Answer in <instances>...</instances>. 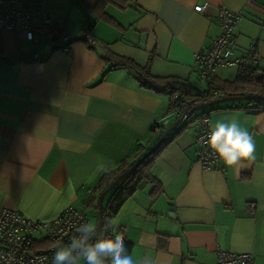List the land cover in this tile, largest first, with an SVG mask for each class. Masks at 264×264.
Here are the masks:
<instances>
[{"label":"crops","instance_id":"obj_1","mask_svg":"<svg viewBox=\"0 0 264 264\" xmlns=\"http://www.w3.org/2000/svg\"><path fill=\"white\" fill-rule=\"evenodd\" d=\"M98 0H27L32 21L42 8L51 25L73 37L87 30L95 43L25 38L22 27L0 40V211L32 220L56 218L66 208L97 212L101 166L113 170L139 147L148 149L179 116L169 113L168 93L143 89L126 68H111L107 51L177 77L204 91L208 80L192 67L219 33L217 8L241 10L234 27L238 53L254 46L264 71V0H133L104 12L116 25L96 20ZM203 5L198 11L194 7ZM34 58L35 61H31ZM218 69L213 77L233 80ZM212 79V80H213ZM203 81L206 87H202ZM256 104L221 103L205 110L210 121L236 117L255 141V158L222 161L205 170L197 162L193 122L156 155L148 182L125 200L117 231L133 246L134 264H215L218 250L251 253L264 264V110ZM88 189H94L91 195ZM108 195L104 197L106 201ZM87 212V213H86ZM88 216V215H87Z\"/></svg>","mask_w":264,"mask_h":264},{"label":"built area","instance_id":"obj_2","mask_svg":"<svg viewBox=\"0 0 264 264\" xmlns=\"http://www.w3.org/2000/svg\"><path fill=\"white\" fill-rule=\"evenodd\" d=\"M26 3L27 0H0V40L4 30L19 26L25 30V38L28 41L37 43L39 36L55 39L58 41V48L67 51L72 44L73 36L63 29L52 26L50 16L42 8L39 9L36 20L32 21ZM194 9L200 11L203 5H196ZM241 15V10L233 11L224 6L218 7V35L211 40L207 49L197 51L193 55L192 67L201 77L208 80L209 85H212V79L218 69L239 68L259 63L260 58L254 46L242 53L237 52L233 30ZM81 37L90 44L94 43L87 30L81 32ZM208 92L213 95L219 93L214 89H209ZM174 98L176 100L174 112L177 115L186 113L192 106L190 101L177 94ZM198 117L199 128L195 135L197 162L205 170L213 169L221 160L210 148L202 144V138L207 136L211 121L205 111H200ZM87 192L92 195L94 189H88ZM107 218L110 217L104 218L103 227ZM83 221H89L85 212L73 208L64 209L56 218L50 220H32L16 210H1L0 264H33L34 257H39V264H52L57 242L67 243L76 235V228ZM111 231L103 230L100 235L105 237ZM215 264L255 262L251 253L218 250Z\"/></svg>","mask_w":264,"mask_h":264},{"label":"trees","instance_id":"obj_3","mask_svg":"<svg viewBox=\"0 0 264 264\" xmlns=\"http://www.w3.org/2000/svg\"><path fill=\"white\" fill-rule=\"evenodd\" d=\"M132 1L133 0H98L96 6L92 8V11L96 20L103 21L110 25H116V22L104 12L105 7L109 4H112L119 9H126ZM76 41L88 43L83 37H81V34L78 37H73L71 42L74 43ZM88 44L92 45L90 43ZM152 57L153 56L151 54L148 62L145 65H140L129 57L116 55L110 51H107L105 55V59L110 63L111 68H126L130 70L135 75L141 88L153 91L155 93H168L170 95L168 106L169 113L174 111L176 105L174 95L176 94L177 96L190 101L192 105L207 102L220 96L250 94L264 95V71L258 69V64L250 66L243 65L239 67L233 80H220L218 78H214L211 82L212 85H209L208 83V89L199 91L184 79L177 77H157L151 75L150 62ZM31 61H35L34 58H32ZM209 89L217 90L219 93L217 95H213L208 92ZM239 102L241 101H233L229 103L234 104ZM245 103L256 104L252 108V112L254 113L264 110V101L249 100L245 101ZM218 105L211 106V108L219 107ZM189 120L190 118L185 121V124L189 122ZM164 130L165 128L162 127L158 133V136H160ZM180 130L181 128L178 130L176 128L160 144L156 151L150 154L133 172L124 177L112 190L106 194V196L108 195V198L103 203V219L100 225V234L103 231L104 218L107 216L111 218L113 215L117 214L123 206L125 200L131 197L144 184L148 182L154 184L150 191L151 197L157 196L162 191L160 183L153 177L151 173L153 162L156 155L175 135L178 134ZM144 151H146V149H144L143 146L139 147L131 156L122 160L113 170L109 171L108 174L104 173L100 178L98 191L95 196H93L94 199L92 202L98 198V195L101 193V191H103L121 172H123L139 156H141ZM94 206V209L96 210V205ZM113 235L114 233L111 231V233L106 234L105 237L111 238ZM124 243L127 249L126 254L130 255L133 244L126 238H124Z\"/></svg>","mask_w":264,"mask_h":264},{"label":"clouds","instance_id":"obj_4","mask_svg":"<svg viewBox=\"0 0 264 264\" xmlns=\"http://www.w3.org/2000/svg\"><path fill=\"white\" fill-rule=\"evenodd\" d=\"M202 144L229 167L255 158L254 138L234 116L211 122ZM101 171L108 174L110 169L101 166ZM98 227L96 222H81L76 235L67 243L57 242L52 264H134L132 256L126 254L123 235L117 231L118 220L107 218L105 221L103 230L111 229L114 233L111 238L101 236ZM33 264H39V257H34Z\"/></svg>","mask_w":264,"mask_h":264},{"label":"water","instance_id":"obj_5","mask_svg":"<svg viewBox=\"0 0 264 264\" xmlns=\"http://www.w3.org/2000/svg\"><path fill=\"white\" fill-rule=\"evenodd\" d=\"M249 100H261L264 101V95L250 94V95H234V96H220L210 101L192 105L186 113L180 114L157 138V140L150 146L141 156H139L129 167L121 172L101 193L97 199V216L96 223L98 224V231L103 216V200L105 195L112 190L124 177L133 172L150 154L157 150L160 144L181 124L187 121L196 111L208 108L214 105H218L226 102L233 101H249Z\"/></svg>","mask_w":264,"mask_h":264},{"label":"rangeland","instance_id":"obj_6","mask_svg":"<svg viewBox=\"0 0 264 264\" xmlns=\"http://www.w3.org/2000/svg\"><path fill=\"white\" fill-rule=\"evenodd\" d=\"M226 73H227L228 76H230V77L232 78V77L235 76V69L227 70ZM202 87H206V82H205V81H203V83H202ZM243 102H244V101H243ZM209 108H211V107L204 108V109H201V110L196 111V112L190 117L189 122H190V123L193 122L194 119H195V117H196V115L199 114L200 111H205V110H208ZM86 213H87V212H86ZM87 215H88V219H89V221L96 222L97 212H96L95 210H92V211L90 210V211H88Z\"/></svg>","mask_w":264,"mask_h":264}]
</instances>
